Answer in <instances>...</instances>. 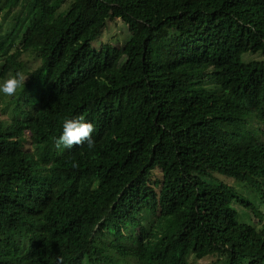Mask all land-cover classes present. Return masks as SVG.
Segmentation results:
<instances>
[{
  "label": "trees",
  "instance_id": "trees-1",
  "mask_svg": "<svg viewBox=\"0 0 264 264\" xmlns=\"http://www.w3.org/2000/svg\"><path fill=\"white\" fill-rule=\"evenodd\" d=\"M24 55L0 264H264V0H0V82ZM72 117L92 148L57 144Z\"/></svg>",
  "mask_w": 264,
  "mask_h": 264
},
{
  "label": "rangeland",
  "instance_id": "rangeland-1",
  "mask_svg": "<svg viewBox=\"0 0 264 264\" xmlns=\"http://www.w3.org/2000/svg\"><path fill=\"white\" fill-rule=\"evenodd\" d=\"M8 26H12V23H10L8 25V23L5 24V29L8 28ZM128 37L130 38V33H128V27L121 21V20H116L115 22H110L109 25L107 26L106 29H104L103 33L101 34V36L98 38V40H96V43L93 45L95 48L99 49L100 45L98 42H102L104 44H110L113 47H120L126 44ZM249 59H253V60H262L264 59V56H260V55H256L254 57H249ZM26 66H24L20 71V72L24 78H25V82H27L29 80L30 77V72L32 71V66H36L35 64H33L32 62L30 63V59L29 56L24 55L21 59ZM3 61L4 60H0V66L3 65ZM24 91V86L22 85L20 89L17 90V92L12 95V96H6L3 94H0V99L2 100V104L0 107V122H10L9 118H8V114L11 111V107L12 105L14 106V103H12L13 100H11L13 97L19 96L21 93H23ZM5 107H7L6 109V113H4V111H2ZM24 108H26V105L24 106ZM221 180L224 181H228L226 178L224 177H219ZM245 194H248L246 192H244ZM258 198V197H257ZM260 199V198H258ZM263 210H264V205L262 206ZM240 215H241V219L244 220H248L249 216L244 214V211H242L241 209H239ZM151 219L154 221V218L151 217ZM147 227H149V224H145ZM127 233V231H126ZM125 233V234H126ZM137 233H138V229H137ZM136 235V234H135ZM217 258L214 256H211L209 258L203 259V260H199V261H194L191 259V262H193L194 264H219L217 262Z\"/></svg>",
  "mask_w": 264,
  "mask_h": 264
},
{
  "label": "clouds",
  "instance_id": "clouds-1",
  "mask_svg": "<svg viewBox=\"0 0 264 264\" xmlns=\"http://www.w3.org/2000/svg\"><path fill=\"white\" fill-rule=\"evenodd\" d=\"M25 81L20 72L10 75L0 82V94L14 95L22 85L25 86ZM93 131L92 123L87 122L83 117L66 118L62 124V132L57 138V144L71 148L73 145L79 146L86 143L88 148H92L94 145Z\"/></svg>",
  "mask_w": 264,
  "mask_h": 264
}]
</instances>
